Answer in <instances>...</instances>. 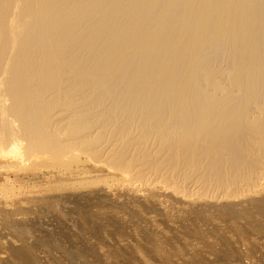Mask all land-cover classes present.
<instances>
[{"label": "bare ground", "instance_id": "bare-ground-1", "mask_svg": "<svg viewBox=\"0 0 264 264\" xmlns=\"http://www.w3.org/2000/svg\"><path fill=\"white\" fill-rule=\"evenodd\" d=\"M79 154L128 191L259 186L264 0H0V189Z\"/></svg>", "mask_w": 264, "mask_h": 264}, {"label": "rangeland", "instance_id": "rangeland-1", "mask_svg": "<svg viewBox=\"0 0 264 264\" xmlns=\"http://www.w3.org/2000/svg\"><path fill=\"white\" fill-rule=\"evenodd\" d=\"M82 155L27 193L0 189V264H264V181L197 189L170 173L169 186L192 187L180 200L128 191Z\"/></svg>", "mask_w": 264, "mask_h": 264}]
</instances>
